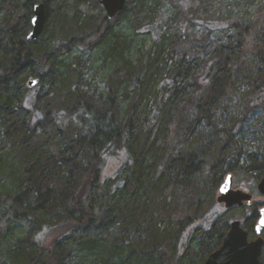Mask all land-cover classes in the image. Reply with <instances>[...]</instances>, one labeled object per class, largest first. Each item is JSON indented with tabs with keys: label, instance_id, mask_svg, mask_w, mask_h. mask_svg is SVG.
I'll return each instance as SVG.
<instances>
[{
	"label": "trees",
	"instance_id": "1",
	"mask_svg": "<svg viewBox=\"0 0 264 264\" xmlns=\"http://www.w3.org/2000/svg\"><path fill=\"white\" fill-rule=\"evenodd\" d=\"M215 2L109 19L98 0H0V264H204L221 247V183L264 176V0L223 25Z\"/></svg>",
	"mask_w": 264,
	"mask_h": 264
},
{
	"label": "water",
	"instance_id": "2",
	"mask_svg": "<svg viewBox=\"0 0 264 264\" xmlns=\"http://www.w3.org/2000/svg\"><path fill=\"white\" fill-rule=\"evenodd\" d=\"M104 7L107 17L113 18L119 11L123 10L129 0H98ZM47 20V8L44 2L34 6L32 17V28L27 38L37 40L44 32ZM37 79L29 81L30 86H35ZM222 189H224L222 191ZM258 190L264 195V176L258 184ZM217 201L224 204L226 208L252 204L253 194L234 188L233 173L227 174L218 191ZM264 205L258 208V219L255 223L256 238L249 239V231L246 230L241 220L231 222L230 229L225 236L223 244L213 251L204 264H261L260 257L264 246Z\"/></svg>",
	"mask_w": 264,
	"mask_h": 264
},
{
	"label": "rangeland",
	"instance_id": "3",
	"mask_svg": "<svg viewBox=\"0 0 264 264\" xmlns=\"http://www.w3.org/2000/svg\"><path fill=\"white\" fill-rule=\"evenodd\" d=\"M183 1L185 2V7H184V4L182 6L183 9H187L188 7H186V6H188V4L194 3V0H183ZM196 1H198V4H200L203 0H196ZM215 4H217V7H216V9H213L212 17L215 19H216V17H218L219 22L222 25L224 24L225 19H228L229 21L230 20H237L238 21L239 16H242L244 14V11H246V9L243 8V6H242V0H216ZM254 7H255V5H253L249 9V11H251ZM68 10L69 9H67V11ZM71 12H73V10H69V13H71ZM0 16H1V13H0ZM220 36H222V33H220ZM73 51H74V53L72 52L73 55L79 54V52H78L79 50H76L74 48ZM86 56H88L87 52H85V58H86ZM95 70L96 69H93L92 74L95 73L94 72ZM101 81H102V73H100L98 75V77L96 78V83L98 84V86L103 87ZM29 89H30L29 90L30 92L28 95L31 97L34 96L35 94L40 93V86L37 84L33 87H30ZM41 91H42V89H41ZM256 123H258V121ZM3 144L4 143L2 142L1 145H3ZM111 168L113 169V161L108 162L107 170L109 173L113 172L111 170ZM259 182H256V183L255 182H249V176L244 174V173H240L238 175L235 174L234 175V188L235 189H243V190L253 194L254 201L252 202V204L243 205V206H249V207L245 208L244 210H239L236 208V206L231 207V208H226L224 204L219 203L220 206L223 208V210L228 212V216L233 217V221L236 219L241 220L244 228L246 227V224L244 223V221L246 220L245 218H248L249 216H251L252 208L255 206L259 208V207L264 205V195L261 194L258 190ZM217 196H218V194H217ZM21 226L23 228V229H21L22 232H25L26 229L28 228V226L25 222L22 223ZM263 237H264V233H263ZM260 262H261V264H264V250L262 252Z\"/></svg>",
	"mask_w": 264,
	"mask_h": 264
},
{
	"label": "flooded vegetation",
	"instance_id": "4",
	"mask_svg": "<svg viewBox=\"0 0 264 264\" xmlns=\"http://www.w3.org/2000/svg\"><path fill=\"white\" fill-rule=\"evenodd\" d=\"M257 219H258V218H257ZM256 221H257V220H256ZM255 238H256V236H255ZM255 238H250V237H249L250 240L255 239ZM263 250H264V246H263L262 252H263ZM261 255H262V253H261ZM260 258H261V257H260Z\"/></svg>",
	"mask_w": 264,
	"mask_h": 264
},
{
	"label": "snow or ice",
	"instance_id": "5",
	"mask_svg": "<svg viewBox=\"0 0 264 264\" xmlns=\"http://www.w3.org/2000/svg\"><path fill=\"white\" fill-rule=\"evenodd\" d=\"M224 189H222V191H223Z\"/></svg>",
	"mask_w": 264,
	"mask_h": 264
}]
</instances>
